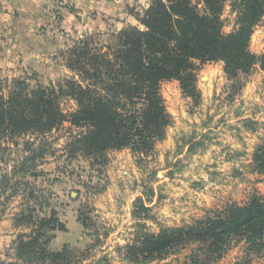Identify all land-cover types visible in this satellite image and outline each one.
<instances>
[{"label": "rangeland", "instance_id": "obj_1", "mask_svg": "<svg viewBox=\"0 0 264 264\" xmlns=\"http://www.w3.org/2000/svg\"><path fill=\"white\" fill-rule=\"evenodd\" d=\"M64 1L45 0L50 22L39 30L36 46L23 31L0 32V82L23 78L31 87H47L74 77L62 52L83 37L63 38ZM112 2L118 18L125 19L126 10L143 14L152 0ZM194 3L202 10L197 0ZM118 18L109 24L116 26ZM223 19L225 33L232 32L235 16L228 6ZM93 36L101 44L111 40L108 33ZM250 51L257 57L264 55V19L252 35ZM198 65L199 101L185 97L176 81L162 85L172 124L155 154L143 162L129 150L112 152L99 175L90 170L89 160L67 158L65 131L53 135L60 137L49 151L55 155L41 162L38 177L11 178L5 192L0 190V264H43L32 251L20 247L27 242L21 236L31 229L19 227L15 219L32 207L39 216L56 210L61 223H66L68 229L55 233L49 251L67 244V264H103L104 259L109 264H135L126 260L124 249L140 235L192 226L229 205L264 199V175L251 168L254 154L264 143V71L257 65L229 80L222 62ZM22 155L21 145L0 140V182ZM138 200L150 210L134 217ZM80 214L88 222L87 231L79 222ZM190 254L189 249H181L147 264H184ZM213 264H264V258L248 255L244 243L234 242Z\"/></svg>", "mask_w": 264, "mask_h": 264}, {"label": "trees", "instance_id": "obj_2", "mask_svg": "<svg viewBox=\"0 0 264 264\" xmlns=\"http://www.w3.org/2000/svg\"><path fill=\"white\" fill-rule=\"evenodd\" d=\"M197 1L202 10L194 0H152L143 14L129 11L138 26L109 34V43L101 44L93 35L83 37L62 52L71 79L47 87H31L23 78L1 81L0 140L21 145L23 155L2 175L0 190L5 192L11 178L38 177L41 162L55 155L49 151L60 140L53 135L61 130L66 133L67 158L89 160L90 170L99 175L112 152L129 150L140 162L152 157L172 124L162 85L176 81L185 97L199 101L198 64L222 62L229 80L257 65L264 71V55L250 51L252 35L264 19V0ZM227 6L235 16L230 33L224 31ZM251 168L264 175V143ZM149 210L138 200L133 215ZM37 213L32 207L15 219L19 227L31 229L21 236L27 242L20 247L43 264H67L70 248L48 250L55 233L66 230L58 212ZM82 218L80 214L87 231ZM234 242L244 243L248 255L264 258V199L229 205L192 226L140 235L124 250L126 260L135 264L164 259L181 249L191 253L184 264H213Z\"/></svg>", "mask_w": 264, "mask_h": 264}, {"label": "crops", "instance_id": "obj_3", "mask_svg": "<svg viewBox=\"0 0 264 264\" xmlns=\"http://www.w3.org/2000/svg\"><path fill=\"white\" fill-rule=\"evenodd\" d=\"M75 1V9L66 10L67 12L65 11L66 21L61 27L63 31L68 33V35H63V38L66 40L68 38H73V36L85 37L97 33H118L125 27L129 26L132 21L138 24L135 18L131 16L127 10L123 13L125 19L118 18L117 5L113 3L112 0ZM116 17L118 19L116 20V26H114V28L109 23ZM48 22H50V17L47 16L45 0H0V32L2 33L4 30L7 31V33L9 32L8 34L23 31L27 36L34 38V46H36L39 30L42 26H46ZM10 46H13V49L18 48V46L14 44ZM74 218L77 220V217ZM64 224L65 228L68 229L66 223ZM81 226L85 231L83 225ZM55 239L49 244L48 250H50ZM66 245L67 244L62 245L59 250L50 252H59Z\"/></svg>", "mask_w": 264, "mask_h": 264}, {"label": "built area", "instance_id": "obj_4", "mask_svg": "<svg viewBox=\"0 0 264 264\" xmlns=\"http://www.w3.org/2000/svg\"><path fill=\"white\" fill-rule=\"evenodd\" d=\"M66 10L75 9L76 1L75 0H65L64 1ZM73 9V10H74Z\"/></svg>", "mask_w": 264, "mask_h": 264}]
</instances>
